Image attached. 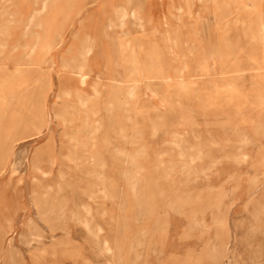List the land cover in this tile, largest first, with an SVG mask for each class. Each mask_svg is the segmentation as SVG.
Returning <instances> with one entry per match:
<instances>
[{
  "label": "rangeland",
  "instance_id": "374dc122",
  "mask_svg": "<svg viewBox=\"0 0 264 264\" xmlns=\"http://www.w3.org/2000/svg\"><path fill=\"white\" fill-rule=\"evenodd\" d=\"M180 1L0 0V264H264V0Z\"/></svg>",
  "mask_w": 264,
  "mask_h": 264
},
{
  "label": "bare ground",
  "instance_id": "6f19581e",
  "mask_svg": "<svg viewBox=\"0 0 264 264\" xmlns=\"http://www.w3.org/2000/svg\"><path fill=\"white\" fill-rule=\"evenodd\" d=\"M12 1V0H11ZM161 1V0H160ZM180 1V0H179ZM216 1V0H215ZM181 2V1H180ZM201 2V1H200ZM218 2H219V0H218ZM12 3V2H11ZM161 3V2H160ZM174 3V2H173ZM172 3V4H173ZM224 3V2H223ZM37 4V3H36ZM42 4H43V2H42ZM222 4V3H221ZM8 5V4H7ZM48 5V4H47ZM218 5V4H217ZM43 6V5H42ZM57 6V5H56ZM76 6V5H75ZM162 6V5H161ZM181 6V5H180ZM226 6V5H225ZM67 7V6H66ZM76 7H78V5L76 6ZM80 7V6H79ZM255 7V6H254ZM65 8V7H64ZM71 8V7H70ZM74 8V7H73ZM220 8H222V7H220ZM229 8V7H228ZM252 8V7H251ZM76 9V8H75ZM207 10V9H206ZM223 10V9H222ZM225 10V9H224ZM43 11V10H42ZM68 11V10H67ZM71 11V10H70ZM230 11V10H229ZM41 12V11H40ZM47 12V11H46ZM222 12H224V11H222ZM55 13V12H54ZM57 13H58V11H57ZM217 13V12H216ZM45 14V13H44ZM63 14V13H62ZM73 14V13H72ZM230 14V13H229ZM43 15V14H42ZM33 16V15H32ZM37 16V15H36ZM64 16V15H63ZM225 16H226V14H225ZM227 17V16H226ZM31 18V17H30ZM74 18V17H73ZM164 18V17H163ZM40 19V18H39ZM51 19V18H50ZM65 19V18H64ZM63 19V20H64ZM228 19V18H227ZM30 20V19H29ZM32 20V19H31ZM219 20V19H218ZM71 21V20H70ZM246 21V20H245ZM31 21H29V23H30ZM35 22V21H34ZM33 22V23H34ZM39 22V21H38ZM51 22V21H50ZM240 22V21H239ZM243 22H244V20H243ZM248 22V21H247ZM28 23V24H29ZM70 23V22H69ZM238 22H236V24H237ZM27 24V25H28ZM37 24H39V23H37ZM49 24V23H48ZM57 24H58V22H57ZM44 25V24H43ZM56 25V24H55ZM34 26V25H33ZM57 26V25H56ZM56 26H55V28H56ZM86 26V25H85ZM90 26V25H89ZM93 26V25H92ZM107 26V25H106ZM39 27H40V25H39ZM94 27V26H93ZM114 27V26H113ZM171 27V26H170ZM32 28V27H31ZM47 28V27H46ZM89 28V27H88ZM90 29H92V28H90ZM94 29V28H93ZM98 29V28H97ZM103 29V28H102ZM108 28H106V30H107ZM114 29V28H113ZM254 30H253V32H252V39H253V41H254V44L255 43H257L258 41H260V39H261V30H260V28H258V27H254L253 28ZM32 30V29H31ZM47 30V29H46ZM84 30V29H83ZM82 30V31H83ZM85 30H86V28H85ZM105 30V31H106ZM159 30V29H158ZM227 30V29H226ZM225 30V32H227ZM48 31V30H47ZM88 31V30H87ZM251 31V30H250ZM34 32V31H33ZM55 32V31H54ZM103 32V31H102ZM39 33V32H38ZM98 33V32H97ZM263 33H264V31H263ZM92 34V33H91ZM105 34V33H104ZM227 34V33H226ZM45 35V34H44ZM57 35V34H56ZM162 35V34H161ZM25 36V35H24ZM36 36V35H35ZM90 36H92V35H90ZM38 37V36H37ZM78 37V36H77ZM106 37V36H105ZM108 37V36H107ZM44 38V37H43ZM88 38H89V35H88ZM112 38V37H111ZM114 38V37H113ZM46 39H48V38H46ZM87 39V38H86ZM110 39V38H109ZM21 40V39H20ZM35 40V39H34ZM44 40V39H43ZM53 40V39H52ZM51 40V41H52ZM56 40V39H55ZM90 40V39H89ZM105 40V39H104ZM115 40V39H114ZM85 41V40H84ZM88 41V40H87ZM91 41H92V39H91ZM90 41V42H91ZM95 41V40H94ZM100 41H101V39H100ZM42 42V41H41ZM99 42V41H98ZM106 42V41H105ZM226 42H227V40H226ZM39 43V42H38ZM104 43V42H103ZM114 43V42H113ZM229 43V42H228ZM19 44V43H18ZM27 44V43H26ZM85 44V43H84ZM95 44V43H94ZM237 45L236 46H238V43H236ZM86 45V44H85ZM88 45V44H87ZM101 45V44H100ZM35 46V45H34ZM73 46V45H72ZM80 46V45H79ZM95 46V45H94ZM227 47L229 46V45H226ZM23 47V46H22ZM37 47V46H36ZM42 47V46H41ZM82 47H84V46H82ZM88 47V46H87ZM87 47H85V48H87ZM242 48V47H241ZM75 49H77V48H75ZM88 49V48H87ZM235 49V48H234ZM240 49V48H239ZM35 50H36V48H35ZM100 50V49H99ZM32 51H33V47H32ZM75 51H77V50H75ZM81 51V50H80ZM105 51V50H104ZM86 52V51H85ZM85 52H82V53H85ZM107 52V51H106ZM79 53V52H78ZM93 53V52H92ZM98 53V52H97ZM100 53V52H99ZM233 53V52H232ZM67 54V53H66ZM73 54V53H72ZM234 54V53H233ZM32 55V54H31ZM78 55V54H77ZM94 55V54H93ZM109 55V54H108ZM224 55V54H223ZM222 55V56H223ZM29 56V55H28ZM69 56V55H68ZM80 57H81V55H79ZM105 56H106V54H105ZM232 56V55H231ZM33 57V56H32ZM78 56H76L75 57V59L77 58ZM101 57V56H100ZM103 57V56H102ZM42 58V57H41ZM79 58V57H78ZM71 59V58H70ZM77 60V59H76ZM108 60H110V59H108ZM102 61V60H101ZM107 61V60H106ZM235 61V59L232 61V62H234ZM73 62V61H72ZM76 62V61H75ZM110 62V61H109ZM83 63V62H82ZM84 63H85V60H84ZM97 63V62H96ZM106 63V62H105ZM69 64V63H68ZM72 64V63H71ZM88 64V63H87ZM76 65V64H75ZM78 65V64H77ZM95 65V64H94ZM93 65V66H94ZM97 65V64H96ZM108 65V64H107ZM92 66V67H93ZM118 66H119V64H118ZM121 66V65H120ZM63 67V66H62ZM69 67V66H68ZM72 67H73V65H72ZM74 68V67H73ZM94 68V67H93ZM98 68V67H97ZM105 68V67H104ZM72 69V68H71ZM90 69V68H89ZM89 69H84V70H89ZM10 70V69H9ZM83 70V71H84ZM97 70V69H96ZM242 70H243V68H242ZM76 71V70H75ZM136 71H137V69H136ZM245 71V70H244ZM103 72V71H102ZM167 72V71H166ZM243 72V71H242ZM21 75V74H20ZM168 76V75H167ZM3 77H4V75H3ZM23 78H24V76H22ZM169 77V76H168ZM27 78V77H26ZM80 78V77H79ZM179 78V77H178ZM10 79V78H9ZM34 79V78H33ZM82 79V78H81ZM19 81V80H18ZM24 81H26V80H24ZM32 81V80H31ZM39 81V80H38ZM22 82V81H21ZM181 83V82H180ZM36 87V86H35ZM2 88V87H1ZM37 90H38V88H37ZM27 92V91H26ZM35 94V93H34ZM28 96V95H27ZM17 98V97H16ZM6 99V98H5ZM28 100V99H27ZM199 100H200V98H199ZM169 101V100H168ZM178 101V100H177ZM165 102V101H164ZM76 103V102H75ZM31 104V103H30ZM165 104V103H164ZM170 104V103H169ZM172 104V103H171ZM178 104V103H177ZM175 105V104H174ZM179 105H181V104H179ZM166 106V105H165ZM168 106V105H167ZM47 107V106H46ZM178 107V106H177ZM228 107V106H227ZM190 108V107H189ZM243 108V107H242ZM171 110V109H170ZM178 110H180V109H178ZM195 110V109H194ZM219 111V110H218ZM223 111H224V109H223ZM86 112V111H85ZM196 112V111H195ZM250 112V111H249ZM188 113V112H187ZM192 113V112H191ZM2 115V114H1ZM97 116V115H96ZM25 117V116H24ZM178 119V118H177ZM245 119V118H244ZM188 120V119H187ZM246 120V119H245ZM26 122V121H25ZM173 122V121H172ZM230 122V121H229ZM29 123V122H28ZM171 123V122H170ZM169 123V124H170ZM232 123V122H231ZM25 125V124H24ZM168 126V125H167ZM232 128V127H231ZM237 128V127H236ZM233 129H235V128H233ZM223 130H224V128H223ZM226 130V129H225ZM228 130H229V128H228ZM241 130V129H240ZM245 130V129H244ZM13 131V130H12ZM11 131V132H12ZM232 131V130H231ZM234 131V130H233ZM237 131H239V130H237ZM253 131V130H252ZM190 132V131H189ZM230 133V132H229ZM193 134V133H192ZM209 134V133H208ZM194 136V135H193ZM200 136V135H199ZM237 136H239L240 137V135H237ZM244 136V135H243ZM246 137V136H245ZM200 138V137H199ZM251 138H253V132H252V134H251ZM227 140V139H226ZM247 140V139H246ZM184 142H185V140H183ZM21 142V141H20ZM225 142V141H224ZM245 142V141H244ZM213 144V143H212ZM247 144V143H246ZM249 144V143H248ZM251 144V143H250ZM16 145H18V144H16ZM210 145V144H209ZM242 145H244V144H242ZM195 146V145H194ZM199 146V145H198ZM217 146H219V145H217ZM193 147V146H192ZM201 147V146H200ZM247 147V146H246ZM191 148V147H190ZM236 148H239V147H236ZM180 149H182V148H180ZM198 149V148H197ZM203 149V148H202ZM183 150V149H182ZM199 151V150H198ZM21 152H24V151H21ZM5 153V152H4ZM13 154V153H12ZM196 154V153H195ZM8 155V154H7ZM11 155V154H10ZM235 156V155H234ZM236 156H238V155H236ZM193 157V156H192ZM3 158H4V156H3ZM11 158V157H10ZM194 158V157H193ZM192 158V159H193ZM196 158V157H195ZM234 158V157H233ZM8 159V158H7ZM194 160V159H193ZM199 160V159H198ZM9 161V160H8ZM5 162V161H4ZM7 162V161H6ZM5 162V163H6ZM14 162V161H13ZM8 164V163H7ZM10 164V163H9ZM15 165V164H14ZM8 166V165H7ZM7 166H6V168H7ZM6 171V170H5ZM11 174V173H10ZM12 174H14V173H12ZM3 176H4V174H3ZM162 198V197H161ZM62 204V203H61ZM88 219V218H87ZM85 220V219H84ZM114 264V263H113Z\"/></svg>",
  "mask_w": 264,
  "mask_h": 264
}]
</instances>
